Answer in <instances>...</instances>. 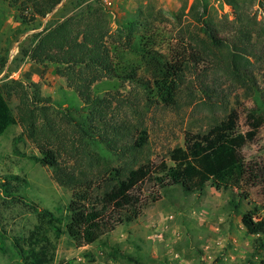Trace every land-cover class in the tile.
I'll list each match as a JSON object with an SVG mask.
<instances>
[{"label": "rangeland", "instance_id": "rangeland-1", "mask_svg": "<svg viewBox=\"0 0 264 264\" xmlns=\"http://www.w3.org/2000/svg\"><path fill=\"white\" fill-rule=\"evenodd\" d=\"M21 1L0 0V87L6 89L13 81L21 84L16 91H5L18 122L0 136V180L6 175L25 179L19 183L22 201L59 214L57 208L64 211L71 198V189L56 180L52 167L30 158L41 157V146L55 151L60 167L86 180L95 195L105 189L112 168L127 171L157 159L171 163L168 152L183 145L185 132L204 133L232 109L239 114L242 130L248 110L264 113V36L253 37L249 52L255 56L244 54L251 63L235 70L227 48L210 45L191 16L194 0L118 1L111 7L101 0H62L43 17H32L31 8L22 10ZM254 3L249 20L255 28H264V7L258 0ZM202 5L219 37L235 43L238 25L232 21L233 8L222 0H199L200 9ZM134 18L157 19L180 51L191 36L195 40L196 50L185 54L187 67L177 94L164 102L134 82L103 76L95 84L106 116L83 132L71 117L82 101L56 73L54 63L37 62L43 58L39 48L48 51L52 34L63 26L72 30L70 38L79 39L84 27L95 22H104L105 38L110 40L126 32L127 22ZM206 42L209 47L203 50ZM141 128L148 141L136 148ZM242 152L248 165L244 192L232 194L207 185L203 194H184L179 187L145 182L141 196L147 204L136 220L82 247L62 234L53 264H264V249L255 248L257 236L249 235L241 222L242 213L254 205L264 213V125ZM233 195L240 201L237 211L228 204ZM35 223L34 213L23 203L4 198L0 190V264H17L12 240L27 235Z\"/></svg>", "mask_w": 264, "mask_h": 264}, {"label": "trees", "instance_id": "trees-1", "mask_svg": "<svg viewBox=\"0 0 264 264\" xmlns=\"http://www.w3.org/2000/svg\"><path fill=\"white\" fill-rule=\"evenodd\" d=\"M61 1L22 0L20 8H31L32 17H43ZM222 1L233 8L232 21L238 25L235 43L232 44L219 37L218 27L206 17V5L200 9L199 0H194L189 11L193 19L200 23L208 43L225 46L227 59L239 71L251 63L248 57L255 55L249 52L252 49L250 42L254 36L262 38L264 28H255L249 20L252 17L249 9L256 0H247L248 5L245 0ZM258 4L264 7L262 0H258ZM156 20L130 19L126 32L122 30V34L116 33L110 40L105 38L107 30L104 22L86 25L79 33V39L70 38L72 30L63 26L51 36V51L39 48L43 58H37V62L54 63L56 73L66 78L67 84L82 101L81 107L73 108L75 115L71 117L83 132L90 130L96 124L94 121H101L106 116L104 98L99 95L101 90L95 84L103 76L134 82L145 93H152L164 102L173 100L177 94L181 72L187 67L185 54L188 51L193 54L196 42L191 36L190 44H184L180 51V48L172 46L171 34L156 24ZM209 44H203V50L208 49ZM246 53H250L248 57L244 56ZM31 57H34L33 54ZM11 83L6 89L0 87V136L18 122L5 91L9 88L16 91L14 87L21 84L18 81ZM20 120L24 121V117H20ZM238 120L239 114L232 109L204 133L185 132L183 145L175 146L168 152L171 163L157 159L127 171L112 168L105 189L95 195L91 194L90 184L86 180L60 167L55 151L41 146V157L33 155L30 158L52 167L56 180L71 189V198L65 210L57 208L60 213L56 214L52 210L39 208L32 201H22L25 198L18 194L19 183H26L25 179L18 175L1 178L2 196L23 203L36 217V223L27 235L15 236L12 240L17 264H53L57 240L64 233L82 247L97 242L117 226L136 220L147 204L146 198L141 196V185L145 182H153L160 188L179 187L184 194H203L207 185L218 191H231L232 194L244 192L248 165L242 151L263 127L264 113L258 108L248 110L244 119L245 130L239 127ZM32 124L33 121L29 122L31 128ZM147 141V131L141 128L134 146L142 148ZM98 143L101 144V141ZM241 196L246 197V194ZM228 204L237 211L240 201L233 195ZM260 208L254 205L241 215L247 233L257 236L256 249H264V213H260ZM127 259L132 260L130 256Z\"/></svg>", "mask_w": 264, "mask_h": 264}, {"label": "built area", "instance_id": "built-area-1", "mask_svg": "<svg viewBox=\"0 0 264 264\" xmlns=\"http://www.w3.org/2000/svg\"><path fill=\"white\" fill-rule=\"evenodd\" d=\"M130 1V0H101L102 4L107 7L113 6L116 2ZM147 1V0H145Z\"/></svg>", "mask_w": 264, "mask_h": 264}]
</instances>
